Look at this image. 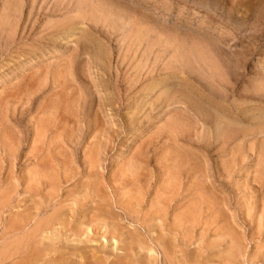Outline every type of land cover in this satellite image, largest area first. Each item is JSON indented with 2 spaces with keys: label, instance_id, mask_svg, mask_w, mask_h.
I'll return each mask as SVG.
<instances>
[{
  "label": "rangeland",
  "instance_id": "rangeland-1",
  "mask_svg": "<svg viewBox=\"0 0 264 264\" xmlns=\"http://www.w3.org/2000/svg\"><path fill=\"white\" fill-rule=\"evenodd\" d=\"M156 263L264 264V0H0V264Z\"/></svg>",
  "mask_w": 264,
  "mask_h": 264
},
{
  "label": "bare ground",
  "instance_id": "bare-ground-1",
  "mask_svg": "<svg viewBox=\"0 0 264 264\" xmlns=\"http://www.w3.org/2000/svg\"><path fill=\"white\" fill-rule=\"evenodd\" d=\"M71 27V26H70ZM74 27V26H73ZM200 43V42H199ZM200 47V46H199ZM139 48V47H138ZM212 54V53H211ZM135 55V54H134ZM191 56V55H190ZM134 57V56H133ZM176 60V59H175ZM132 62V61H131ZM178 62V61H177ZM187 67V66H186ZM165 68V67H164ZM117 76V75H116ZM126 81V80H125ZM132 83V82H131ZM202 86V85H201ZM203 87V86H202ZM128 89V88H127ZM65 102V101H64ZM48 103H49V101H48ZM62 104V103H61ZM66 105H67V103H66ZM47 107V106H46ZM49 107V106H48ZM50 116V115H49ZM58 116V115H57ZM54 117V116H53ZM58 119H59V117H58ZM55 122V121H54ZM69 122V121H68ZM50 123V122H49ZM47 124V123H46ZM64 125V124H63ZM68 125V124H67ZM56 126V125H55ZM66 126V125H65ZM220 126V125H219ZM49 127L50 126H48V129H49ZM61 127H63L62 125H61ZM67 127V126H66ZM96 127V126H95ZM262 127V126H261ZM60 128V127H59ZM101 128V127H100ZM68 129H70V128H68ZM46 130V129H45ZM63 130V129H62ZM47 131V130H46ZM64 132V131H63ZM260 132V131H259ZM61 134V133H60ZM64 136V135H63ZM66 136H68L67 134H66ZM70 136V135H69ZM39 137H41V136H39ZM71 137V136H70ZM52 138V137H51ZM58 138V137H57ZM67 138V137H66ZM66 140V139H65ZM56 143V142H55ZM50 144H52V142L50 143ZM38 145V144H37ZM36 145V146H37ZM35 146V147H36ZM38 147V146H37ZM51 149V148H50ZM35 151V150H34ZM39 155H40V153H39ZM138 156V155H137ZM38 158H39V156H38ZM15 160V159H14ZM131 169V168H130ZM45 170V169H44ZM89 171V170H88ZM136 171V170H135ZM131 175V174H130ZM136 175V174H135ZM132 179V178H131ZM130 182V181H129ZM131 183V182H130ZM89 185V184H88ZM84 201V200H83ZM81 202V201H80ZM83 203V202H82ZM82 205V204H81ZM79 207V206H78ZM131 207V206H130ZM72 208V207H71ZM74 209H75V207H73ZM63 209V211H64V208H62ZM79 209V208H78ZM99 209V208H98ZM28 211V210H27ZM75 211V210H74ZM79 212V211H78ZM72 213V212H71ZM77 213V212H76ZM82 213V212H81ZM85 213V212H84ZM110 213V212H109ZM127 213V212H126ZM34 216V215H33ZM72 217H74V216H72ZM78 217V216H77ZM84 217V216H83ZM27 218H28V216H27ZM49 219V218H48ZM66 219V218H65ZM84 219V218H83ZM29 220V219H28ZM35 220V219H34ZM67 220V219H66ZM36 221V220H35ZM63 221V220H62ZM86 221V220H85ZM85 221H83V222H85ZM16 222V221H15ZM70 222V221H69ZM34 223V222H33ZM53 223V222H52ZM73 223V222H72ZM105 224H106V222H105ZM46 225V224H45ZM47 226V225H46ZM75 227H76V225H75ZM74 227V228H75ZM103 227V226H102ZM39 228H40V226H39ZM45 228V227H44ZM73 229V228H72ZM115 230V229H114ZM116 230H117V228H116ZM78 231V230H77ZM52 233V232H51ZM114 233H116L115 231H114ZM77 234V233H76ZM81 234V232L79 233V235ZM97 234H99V233H97ZM77 236H78V234H77ZM56 237V236H55ZM91 237H92V235H91ZM116 237H119L118 235L116 236ZM120 237H122V236H120ZM66 239V238H65ZM141 239V238H140ZM124 240V239H123ZM125 242H127V241H125ZM52 243V242H51ZM128 244V243H127ZM28 245V244H27ZM129 245V244H128ZM38 251V250H37ZM102 251V250H101ZM103 252V251H102ZM19 254V253H18ZM137 254V253H136ZM98 256V255H97ZM90 257V256H89ZM44 258V257H43ZM132 258V257H131ZM106 259V258H105ZM135 259V258H134ZM140 259V258H139ZM114 261V260H113ZM61 262V261H60ZM149 262V261H148ZM92 263V262H91ZM114 263V262H113ZM127 263H128V261H127ZM157 264V263H156Z\"/></svg>",
  "mask_w": 264,
  "mask_h": 264
}]
</instances>
